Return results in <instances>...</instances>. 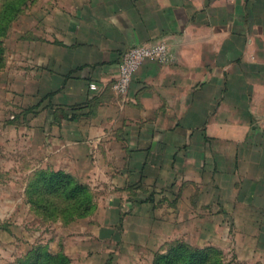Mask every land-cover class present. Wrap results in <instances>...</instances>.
<instances>
[{"label":"crops","instance_id":"0c3cea01","mask_svg":"<svg viewBox=\"0 0 264 264\" xmlns=\"http://www.w3.org/2000/svg\"><path fill=\"white\" fill-rule=\"evenodd\" d=\"M37 19L17 59L6 54L17 122L5 126L85 190L113 183L112 223L140 229L158 189L190 187L264 214V0H56ZM162 41L170 59L114 90L123 53Z\"/></svg>","mask_w":264,"mask_h":264},{"label":"rangeland","instance_id":"374dc122","mask_svg":"<svg viewBox=\"0 0 264 264\" xmlns=\"http://www.w3.org/2000/svg\"><path fill=\"white\" fill-rule=\"evenodd\" d=\"M54 1L0 0V264H264V214L232 208L205 188L158 189L140 229L121 228L108 207L119 194L113 183L92 181L85 190L40 159L33 135L5 126L17 122L5 119L6 54L17 59L23 35L36 32L38 14ZM121 207L126 220L131 210ZM74 219L89 221L73 229ZM105 221L109 233L100 230Z\"/></svg>","mask_w":264,"mask_h":264},{"label":"built area","instance_id":"2783aa9c","mask_svg":"<svg viewBox=\"0 0 264 264\" xmlns=\"http://www.w3.org/2000/svg\"><path fill=\"white\" fill-rule=\"evenodd\" d=\"M171 57L170 45L165 42L135 44L130 46L122 55L113 89L126 93L140 67L147 61L167 62ZM92 90L98 89L96 83H91ZM264 125V118L262 121Z\"/></svg>","mask_w":264,"mask_h":264}]
</instances>
